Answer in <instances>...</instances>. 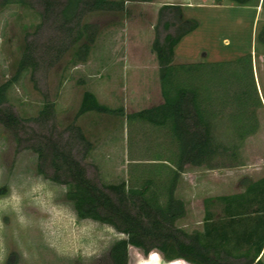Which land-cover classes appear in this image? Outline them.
Returning <instances> with one entry per match:
<instances>
[{"label":"rangeland","instance_id":"1","mask_svg":"<svg viewBox=\"0 0 264 264\" xmlns=\"http://www.w3.org/2000/svg\"><path fill=\"white\" fill-rule=\"evenodd\" d=\"M262 1L248 9L234 4L218 7L221 0L126 1L122 12L85 13L67 26L52 17L42 19L41 0L24 6L0 4V85L13 77L25 50L32 63L8 89L1 106L19 123L12 128L0 124V201L9 200L0 207V264H112L110 248L124 238L107 225L77 219L65 186L46 178L52 174L47 142L69 151L98 187L124 182L127 188H141L150 181L154 190H165L175 160L167 130L123 116L78 115L85 92L111 109L123 108L125 114L162 101L152 45L174 32L173 26L165 29L159 21L163 5L181 6L184 17L199 24L175 47L174 65H225L211 88L217 98L210 108L215 116L211 124L215 156L210 166L184 167L174 195L184 203L185 214L175 226L188 234L202 232L205 213L197 201L233 195L242 177L251 182L264 176ZM84 44L89 45L88 53L79 55ZM249 57L257 95L249 79ZM216 77L232 84L222 86ZM244 92L251 96L246 107L237 98ZM227 96L236 97V104ZM233 113H243L245 122L249 117L250 125L255 119L256 133L240 140L229 122ZM190 174L195 175L194 184ZM201 180L223 188H201ZM12 194L19 195V202L10 200ZM221 207L214 202L210 213L221 217ZM141 256L147 254L129 247L127 264H138Z\"/></svg>","mask_w":264,"mask_h":264},{"label":"trees","instance_id":"2","mask_svg":"<svg viewBox=\"0 0 264 264\" xmlns=\"http://www.w3.org/2000/svg\"><path fill=\"white\" fill-rule=\"evenodd\" d=\"M31 0H1L0 4L27 5ZM126 1L152 2L154 0H41L42 19L52 17L60 25L72 24L80 15L90 12H122ZM229 3L246 6L258 0H225ZM159 21L164 22L165 29L174 27L173 34H166L163 42L156 38L152 49L159 64V81L162 102L156 106L134 113L125 114L123 108L111 109L98 102L96 97L85 92L82 95L78 115L94 112L97 114L123 116L127 121H143L154 127L165 129L171 142L175 145L173 156L174 169L164 191L152 188L146 181L141 188H127L126 183L98 187L89 181L83 167L69 151L58 148L47 142V154L50 155L52 174L48 180L65 186L66 199L72 203L75 215L79 220H91L107 225L124 236L116 240L109 251L112 264H127L128 248L141 249L145 254L153 247H158L166 259L183 260L192 264H230L242 260L243 264H262L255 261L264 246V178L249 186L242 195L221 196L208 202H220L222 215L214 220L206 211L203 232L188 234L177 228L175 223L185 214L182 200L174 195L179 176L186 165L210 166L215 156L211 124L215 116L210 109L217 100L213 87L214 77L223 63H172L174 49L183 37L198 28L194 18H186L182 7L163 5L158 13ZM168 17L170 21H164ZM264 43V35L260 38ZM89 45H82L78 54L86 55ZM249 79L253 92L257 95L252 73V62L249 57ZM32 66L31 56L25 50L13 77L0 85V124L9 128L19 123L10 112L1 106L6 101L8 89L17 82L23 71ZM247 75V74H246ZM247 77V76H246ZM245 77V78H246ZM218 78V77H216ZM226 86L231 80L221 81ZM244 96H247L245 98ZM232 97V96H227ZM241 106L246 107L250 94L244 92ZM229 101L236 104V97ZM227 103L228 100L224 99ZM259 102V99H258ZM46 108L43 110L46 111ZM42 112V113H43ZM243 113L231 114L229 122L240 140H243L258 129L255 119L248 124L249 117ZM242 116V117H241ZM242 118V119H241ZM244 118V119H243ZM80 138L83 139L81 136ZM39 160L43 155L39 151ZM38 172L42 175L41 169ZM207 209V208H206ZM241 247L252 251L239 254ZM236 251V253H235Z\"/></svg>","mask_w":264,"mask_h":264},{"label":"crops","instance_id":"3","mask_svg":"<svg viewBox=\"0 0 264 264\" xmlns=\"http://www.w3.org/2000/svg\"><path fill=\"white\" fill-rule=\"evenodd\" d=\"M261 1L262 0H258V4L259 3H261ZM263 2V1H262ZM225 4H230V5H233L232 3H229V2H227V1H225V0H221V2H220V4H218V7H223ZM254 3H251V4H248V5H246V6H239V7H243V8H245V9H248V8H254V6L256 7V5H253ZM235 5V4H234ZM192 6L193 5H188V7L187 8H192ZM199 6V5H198ZM201 6V5H200ZM257 8V7H256ZM162 102V101H161ZM160 102V103H161ZM159 103V104H160ZM190 177H191V182L194 184V182H195V175L194 174H190L189 175ZM246 178H248L249 179V177H246ZM264 178V176L263 177H261V179H263ZM261 179H258V180H253V181H251V182H247V179H245V181H244V177H242V180L243 181H241V182H238L236 185H235V188H234V191H238L237 193H234L233 195H242L245 191H246V189L249 187V186H251L253 183H257L258 181H260ZM201 183H200V185H201V188H204L205 186H208L209 185V183L207 182V183H205L204 182V180H201L200 181ZM199 185V186H200ZM208 187H211V190H214L215 188L218 190V189H221V187H220V185H215V186H208ZM223 188V187H222ZM221 196H231V195H221ZM221 196H219V197H221ZM209 199H205V202H203L202 203V201H197V202H199V203H201L202 204V210L204 211V213H206V211H208V212H210V206H212V205H214V204H211V203H209L208 201L209 200H214V199H210V198H212V197H208ZM216 198H218V197H216ZM215 198V199H216ZM196 201V200H195ZM219 204H220V202H219ZM221 205V204H220ZM207 208V209H206ZM221 210H222V208H221ZM205 218V217H204ZM204 218H203V221H204ZM217 218H215L214 217V220H216ZM203 224H204V222H203ZM203 232V231H202ZM249 252V256L247 257V258H251L252 257V251H250L247 247H241V248H239V250H238V253L239 254H244V253H248ZM235 253H236V251H235ZM263 256H264V246H263V249H262V251H261V253H260V255L257 257V259L255 260V261H258V260H262V258H263ZM242 260H244L246 257L245 256H242V257H240Z\"/></svg>","mask_w":264,"mask_h":264},{"label":"clouds","instance_id":"4","mask_svg":"<svg viewBox=\"0 0 264 264\" xmlns=\"http://www.w3.org/2000/svg\"><path fill=\"white\" fill-rule=\"evenodd\" d=\"M10 200L19 202L20 197L17 194H12ZM8 202L9 200L0 201V207L7 205ZM21 220H23V217H21ZM112 231H115V229L113 228ZM138 264H187V261L183 260V258L168 260L161 249L153 247L148 251L146 258L143 256L139 258Z\"/></svg>","mask_w":264,"mask_h":264}]
</instances>
